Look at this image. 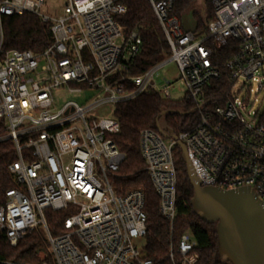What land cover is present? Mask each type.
<instances>
[{"label":"built area","instance_id":"built-area-1","mask_svg":"<svg viewBox=\"0 0 264 264\" xmlns=\"http://www.w3.org/2000/svg\"><path fill=\"white\" fill-rule=\"evenodd\" d=\"M148 1L169 57L138 75L129 70L141 39L124 35L118 18L126 9L114 0L0 1V19L33 15L52 34V44L40 54L10 51L0 57V144L12 143L16 154L8 168L15 188L0 207V233L16 247L41 230L51 261L42 257L38 264H153L138 244L147 232L144 194H119L112 183L125 160L113 139L121 130L113 113L144 94L171 100L175 83L184 86L183 101L198 112L191 129L175 134L197 181L225 191L249 188L264 202V103L254 110L264 93V0H205L213 20L203 33L184 30L174 13L177 0ZM2 40L1 35L0 55ZM220 50L232 53L225 62L229 90L213 105L208 91L222 78ZM169 63L178 77L158 86V73ZM65 89L93 94L85 104L67 102L55 109L54 93ZM176 147L175 139L159 131L140 133L159 215L172 232ZM47 211L68 214L61 234L49 230ZM197 248L185 233L171 245L169 259L200 264Z\"/></svg>","mask_w":264,"mask_h":264},{"label":"trees","instance_id":"trees-1","mask_svg":"<svg viewBox=\"0 0 264 264\" xmlns=\"http://www.w3.org/2000/svg\"><path fill=\"white\" fill-rule=\"evenodd\" d=\"M3 1V0H0ZM126 9L118 18L124 35L137 34L141 39V51L129 70V74H142L169 57V47L164 33L157 22L148 0H114ZM206 5L202 15L197 11L199 2ZM174 13L180 18H189L197 23V31L203 33L213 20V11L205 0H177ZM2 35L3 57L10 51H31L35 54L44 52L52 44V34L47 24L38 17L3 16L0 19V40ZM220 55L219 68L221 80L209 87L208 98L213 105H220L227 95L229 76L225 71V62L231 52L216 51ZM176 110L185 114L165 115L160 118L162 127L171 129L177 136L191 129L198 121V112L189 101L174 102L165 100L155 93L144 94L132 101L115 107L113 116L120 124V133L113 139L125 160L112 183L119 194L133 190L141 191L145 197L147 214V232L142 239L141 248L153 264H172L169 255L171 245L176 246L179 238L190 233L197 242L200 264H229L218 252L217 234L214 225L204 223L192 208L193 188L187 177L186 165L179 147L175 149L178 174L177 217L173 226L159 215L160 200L146 171V165L140 151V133L144 130L158 131L157 119L166 111ZM16 160L12 143L0 144V207L5 203L6 192L15 188L9 166ZM66 212L47 211L49 230L53 235L61 234ZM40 256L50 262L45 236L41 230L25 236L16 247H12L6 236L0 233V264H38Z\"/></svg>","mask_w":264,"mask_h":264},{"label":"water","instance_id":"water-1","mask_svg":"<svg viewBox=\"0 0 264 264\" xmlns=\"http://www.w3.org/2000/svg\"><path fill=\"white\" fill-rule=\"evenodd\" d=\"M186 32L194 33L197 23L189 18L182 20ZM181 111L163 112L157 119V128L163 138L177 141L186 165L187 177L193 188L191 205L194 213L208 224L214 225L218 252L229 264H264V202L249 188L225 191L215 187H202L197 181L186 147L175 133L162 127L160 118L165 115H182Z\"/></svg>","mask_w":264,"mask_h":264},{"label":"rangeland","instance_id":"rangeland-1","mask_svg":"<svg viewBox=\"0 0 264 264\" xmlns=\"http://www.w3.org/2000/svg\"><path fill=\"white\" fill-rule=\"evenodd\" d=\"M205 10H207L206 5L202 4V1L199 2L197 6V11L204 15ZM178 77V71L176 68V65L173 63H169L166 65L159 73L158 77L156 78L157 85H162L165 80L168 81H174ZM241 83H238L236 87L233 89V93H237L239 88L241 87ZM257 88V85H254L253 89L255 90ZM244 93L241 92V95ZM93 93H83V94H70L66 89L63 91H57L54 93V99H55V109H60L64 104L67 102H77L79 104H85L86 99H89V97H92ZM171 100L174 102H180L184 100V86L181 83H175L174 88L170 90ZM258 103L254 105V110L258 109L262 103H264V93L258 95L257 97ZM139 246L142 244V240L138 242ZM43 256H40L39 259H41Z\"/></svg>","mask_w":264,"mask_h":264}]
</instances>
